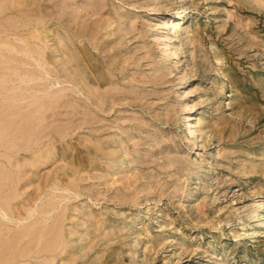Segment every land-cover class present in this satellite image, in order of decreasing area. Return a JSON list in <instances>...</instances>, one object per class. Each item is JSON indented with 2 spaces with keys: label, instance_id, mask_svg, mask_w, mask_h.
<instances>
[{
  "label": "rangeland",
  "instance_id": "rangeland-1",
  "mask_svg": "<svg viewBox=\"0 0 264 264\" xmlns=\"http://www.w3.org/2000/svg\"><path fill=\"white\" fill-rule=\"evenodd\" d=\"M37 1L0 10V264H264V0Z\"/></svg>",
  "mask_w": 264,
  "mask_h": 264
},
{
  "label": "bare ground",
  "instance_id": "bare-ground-1",
  "mask_svg": "<svg viewBox=\"0 0 264 264\" xmlns=\"http://www.w3.org/2000/svg\"><path fill=\"white\" fill-rule=\"evenodd\" d=\"M1 2V1H0ZM3 2V1H2ZM37 0H7V5H6V7H4L3 8V6H1L2 8L0 9L1 11H5V10H10V11H12V12H16V13H20L21 14V12H23V13H25V14H34V15H37V17H35L34 19H33V21H26V22H24V23H20V24H18V25H14V28H16V27H27L28 25H29V23L31 22V23H33V26H36V25H40V24H42L43 23V21H44V18L42 17V15H41V12H38V10L37 9H35V8H30V6H31V4L33 5L34 3H36L37 4ZM4 3H5V0H4ZM5 5V4H4ZM0 11V12H1ZM15 22V21H14ZM18 22H19V20H18ZM16 23V22H15ZM11 25H13V23L11 24ZM179 26V24L178 23H174V21L173 20H171V21H168V23H167V27L168 28H176V27H178ZM3 31V30H2ZM5 31H7V30H4L3 32H5ZM10 31V30H9ZM48 31L46 30V29H38V28H36V29H34L29 35H28V38L29 39H33V40H36L38 43H39V45H43L44 46V38H46L47 37V33ZM27 37V36H26ZM1 38H3V36L1 37ZM5 38V37H4ZM7 38V37H6ZM7 40V39H6ZM1 45H4L6 48L9 46L10 47V45H9V43H7V42H1L0 43ZM42 53V52H41ZM41 58H43V59H46V57H44V55H40V57H39V59H41ZM4 156V155H3ZM6 156V155H5ZM4 156V157H5ZM3 157V158H4ZM8 159V162H9V159H10V157L9 156H6L4 159ZM7 162V161H6ZM7 162V163H8ZM9 165V164H8ZM1 169H2V167H1ZM3 171V170H2ZM0 172H1V170H0ZM9 173V175H11L10 174V171L8 172ZM5 174H7L5 171H4V175ZM5 178L3 177V180H4ZM10 179V178H9ZM6 181V180H5ZM2 183V182H1ZM8 184H10L11 182L9 181V182H7ZM3 188V187H2ZM5 188V187H4ZM6 190V189H5ZM8 190V189H7ZM1 191V190H0ZM3 191V190H2ZM3 193V192H2ZM6 194H8V192L6 191L5 192ZM0 194H1V192H0ZM5 194V195H6ZM2 195V194H1ZM10 195V194H9ZM7 196V195H6ZM5 196V197H6ZM3 198H4V196H3ZM2 197H1V199L5 202L6 200H5V198L3 199ZM0 199V200H1ZM7 199V198H6ZM2 201V202H3ZM5 205H6V203H4ZM3 204V205H4ZM8 207V206H7ZM10 207V206H9ZM8 207V208H9ZM0 214L2 215V216H8V215H10V213L8 212V209L6 208V206H2L1 204H0ZM3 217V218H4ZM8 218V217H7ZM1 226V225H0ZM26 227H28V226H26ZM30 227V226H29ZM6 228V227H5ZM7 229V228H6ZM4 230V229H2L1 227H0V232H2V234H3V232H9V230L8 229H10V228H8L7 230ZM25 229V228H24ZM24 229H22L23 230V232L25 233V231H24ZM28 229H30V228H28ZM11 230V229H10ZM17 232V231H16ZM15 232V233H16ZM20 232H21V230H20ZM29 233V232H28ZM6 235V234H5ZM16 235V234H15ZM20 235V234H19ZM22 235V234H21ZM20 235V236H21ZM33 236H36L37 237V235H33ZM3 237V236H2ZM12 237V236H11ZM13 237H15V236H13ZM13 237H12V241H13ZM18 238V237H17ZM34 238V237H33ZM11 239V238H10ZM23 239H24V237H23ZM58 239V238H57ZM56 239V240H57ZM5 241V240H4ZM4 241H2V243L4 242ZM12 241H11V244H12ZM20 241V240H19ZM55 242V241H54ZM16 243V242H15ZM56 244L54 243L53 244V246H55ZM10 246V245H9ZM50 246V245H49ZM48 246V247H49ZM53 246H52V248H53ZM5 249H6V247H4ZM3 248V249H4ZM9 248H11V247H9ZM19 248H20V246H19ZM23 248H24V246H23ZM60 248H61V243H60V241L59 242H57V245L54 247V250H56V251H59L60 250ZM49 249V248H48ZM25 250H26V248H25ZM24 250V251H25ZM6 252V251H5ZM24 254V253H23ZM26 255V254H25ZM4 256V255H3ZM3 256H1V260H3L4 258H3ZM5 260V259H4Z\"/></svg>",
  "mask_w": 264,
  "mask_h": 264
}]
</instances>
